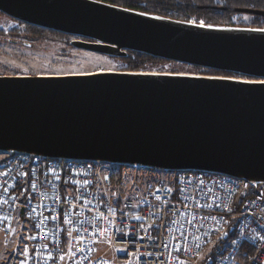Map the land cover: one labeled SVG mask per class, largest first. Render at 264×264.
Returning a JSON list of instances; mask_svg holds the SVG:
<instances>
[{
    "label": "water",
    "instance_id": "water-1",
    "mask_svg": "<svg viewBox=\"0 0 264 264\" xmlns=\"http://www.w3.org/2000/svg\"><path fill=\"white\" fill-rule=\"evenodd\" d=\"M0 13L73 37L78 50L114 59L138 53L248 78L0 75V153L264 186V28L184 22L98 0H0Z\"/></svg>",
    "mask_w": 264,
    "mask_h": 264
},
{
    "label": "built area",
    "instance_id": "built-area-1",
    "mask_svg": "<svg viewBox=\"0 0 264 264\" xmlns=\"http://www.w3.org/2000/svg\"><path fill=\"white\" fill-rule=\"evenodd\" d=\"M122 172L0 153V239L29 225V264H186L210 245L201 264H264V186L178 173L117 204Z\"/></svg>",
    "mask_w": 264,
    "mask_h": 264
},
{
    "label": "rangeland",
    "instance_id": "rangeland-1",
    "mask_svg": "<svg viewBox=\"0 0 264 264\" xmlns=\"http://www.w3.org/2000/svg\"><path fill=\"white\" fill-rule=\"evenodd\" d=\"M241 20L248 22L246 17H242ZM191 21H195V19ZM13 29H17L22 37L11 38L9 31ZM24 35L27 34L23 26L0 13V75L59 76L96 71H118L126 66L119 59L77 50L70 45L71 39L66 41L51 35H40L38 38L32 39ZM10 38L31 43L32 47L11 44ZM150 72L212 75L195 70L191 66L169 61L159 62L150 69ZM107 165L111 168L120 169L116 165ZM175 175L176 173H152L138 168H129L125 171L123 169L121 181L113 183L111 188L106 190V195L113 200L136 198L145 194L149 186L170 184ZM29 229L30 227L27 225L25 231H15L11 238L0 239V264H29L31 254ZM210 250L211 245L198 259L186 264H201L209 255ZM109 256L112 257V254ZM115 264L125 263L115 262Z\"/></svg>",
    "mask_w": 264,
    "mask_h": 264
},
{
    "label": "trees",
    "instance_id": "trees-1",
    "mask_svg": "<svg viewBox=\"0 0 264 264\" xmlns=\"http://www.w3.org/2000/svg\"><path fill=\"white\" fill-rule=\"evenodd\" d=\"M105 3L117 5L119 7L139 11L151 15H158L174 20L184 22H196L208 25H225L234 27H252V28H264V18L255 15L243 14L235 12L237 9L252 10L264 12V0H98ZM242 17H246L248 22L241 20ZM195 19V21H191ZM20 26H23L26 30V36L32 39L38 38L40 35H51L59 39H74L73 37L63 34L54 33L47 30L35 28L20 22H17ZM11 38L21 36V33L17 29L9 31ZM126 66L118 71H150L152 67H155L159 62L163 60L151 58L149 56L129 53L127 58L119 59ZM195 70L203 71L212 75L220 76H232L237 78H243L235 75H231L223 72H214L205 70L202 68H196ZM248 79V78H243ZM120 169H129L120 167ZM134 169V168H132ZM148 172H156L152 170L142 169ZM167 173V172H158ZM120 176V175H119ZM117 177V176H116ZM113 177V183L121 181V176ZM171 184V183H170ZM122 201V198H117V204Z\"/></svg>",
    "mask_w": 264,
    "mask_h": 264
},
{
    "label": "flooded vegetation",
    "instance_id": "flooded-vegetation-1",
    "mask_svg": "<svg viewBox=\"0 0 264 264\" xmlns=\"http://www.w3.org/2000/svg\"><path fill=\"white\" fill-rule=\"evenodd\" d=\"M3 15V14H2ZM5 16V15H4ZM7 17V16H6ZM9 18V17H8ZM9 19H11V18H9ZM13 21H15V20H13ZM16 22V21H15ZM18 24V23H17ZM24 36H26V35H24ZM18 37H20V36H18ZM22 37V36H21ZM3 38V37H2ZM14 38V37H13ZM15 38H17V37H15ZM72 40H74V39H71L70 41H69V43L72 41ZM9 41H10V43L11 44H16V45H21V46H25V47H28V48H31L32 47V44L31 43H27V42H24V41H22V40H18V39H9ZM21 41V42H20ZM78 50V49H77ZM18 75V74H17Z\"/></svg>",
    "mask_w": 264,
    "mask_h": 264
}]
</instances>
